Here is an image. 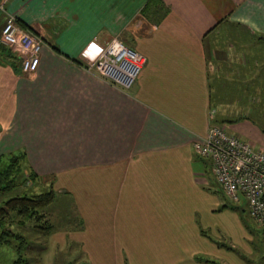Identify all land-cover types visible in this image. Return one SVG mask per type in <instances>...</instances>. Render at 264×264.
Here are the masks:
<instances>
[{"label":"crops","instance_id":"crops-1","mask_svg":"<svg viewBox=\"0 0 264 264\" xmlns=\"http://www.w3.org/2000/svg\"><path fill=\"white\" fill-rule=\"evenodd\" d=\"M6 10L42 47L31 74L0 57V155L24 152L39 177L66 182L64 197L67 181H95L101 200H114L115 223H147L160 240L167 223L201 233L192 145L211 108L215 123L264 149L256 124L221 122L233 114L210 101L211 76L239 78L243 53L264 36V0H8ZM116 36L145 57L128 89L83 66Z\"/></svg>","mask_w":264,"mask_h":264},{"label":"rangeland","instance_id":"rangeland-1","mask_svg":"<svg viewBox=\"0 0 264 264\" xmlns=\"http://www.w3.org/2000/svg\"><path fill=\"white\" fill-rule=\"evenodd\" d=\"M231 39L235 40V37ZM231 42L229 40L228 44ZM217 69L212 61L211 75L218 73ZM235 69L237 72L238 68ZM216 89V93L220 92L218 86ZM233 92L232 87L227 93L235 95ZM219 98L224 96L219 94ZM237 106L220 105V115L226 110L228 115L233 114L229 116L232 118L245 113L242 105ZM234 108L238 112L234 113ZM211 110L213 118L218 116L214 107ZM194 155L195 163L199 165L194 172L198 169L202 181L196 182L201 189L200 226L195 225V230L201 232L198 235L191 231L189 223L184 227L182 223H167L170 225L169 235L161 240L159 234L153 237L149 233L147 223H115L118 219L112 218L113 198L106 196L104 203V197L96 193L95 181L91 184L89 180L81 179L67 181L72 194L64 197V194L57 195L56 190L65 187L66 182L48 177L47 182L52 181L55 197L42 212L52 225L50 232L34 228L33 220L18 225L20 218L11 213L5 221L23 235L27 244L24 256L28 264H264V225L249 216L242 196L235 202L223 192L210 168V160ZM45 187L28 182L17 190L0 195V205L24 189L38 191ZM18 242L19 239H13L10 244L0 247V264H10L16 258Z\"/></svg>","mask_w":264,"mask_h":264},{"label":"built area","instance_id":"built-area-1","mask_svg":"<svg viewBox=\"0 0 264 264\" xmlns=\"http://www.w3.org/2000/svg\"><path fill=\"white\" fill-rule=\"evenodd\" d=\"M8 0H0V43L12 49L20 59L23 73H34L39 64L42 40L22 27L17 18L6 10ZM145 57L128 47L118 37L107 41L98 55L86 57L83 66L99 73L111 84L128 89L134 82ZM208 113L206 135L193 142L194 152L210 160V168L223 192L233 201L242 196L249 216L264 225V149L213 121Z\"/></svg>","mask_w":264,"mask_h":264},{"label":"trees","instance_id":"trees-1","mask_svg":"<svg viewBox=\"0 0 264 264\" xmlns=\"http://www.w3.org/2000/svg\"><path fill=\"white\" fill-rule=\"evenodd\" d=\"M18 22L25 29L32 30L21 21L18 20ZM258 39V47L252 45L251 53H243L246 64L243 65V69H240L239 78L235 77L232 80L220 78L221 80L214 81L215 77L211 76L213 80L210 83L212 88L210 101L212 105L235 102L247 107L248 110H244L245 113L233 118L229 116L222 117L221 122L248 119L264 132V36H260ZM53 48L58 51L57 47ZM6 56L12 58L20 65V59L17 54L11 48L0 43V57ZM75 61L82 65L81 61ZM223 80L225 83H223ZM217 86L220 91L218 93H216ZM219 86H222L223 89L221 90ZM232 87L235 89V92H233L235 95L227 93L228 90L231 92ZM219 94L224 96V98H219ZM24 160V152H9L0 155V195L17 190L28 182L40 188L43 185L47 187L38 191L24 189L19 194L4 200L0 205V247L10 244L13 239H19L15 249L16 258L10 264H28L29 261L24 256V249L27 244L23 235L14 231L10 224L6 223V216L11 213L19 217L18 225L21 226L25 224V220H33L34 228L41 229L45 233L52 230L51 223L45 219V214L42 212V209L55 197L52 181L49 180L48 183V177H39L27 167Z\"/></svg>","mask_w":264,"mask_h":264}]
</instances>
